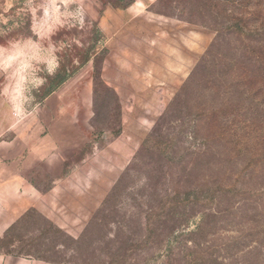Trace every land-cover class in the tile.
<instances>
[{
  "label": "rangeland",
  "instance_id": "obj_1",
  "mask_svg": "<svg viewBox=\"0 0 264 264\" xmlns=\"http://www.w3.org/2000/svg\"><path fill=\"white\" fill-rule=\"evenodd\" d=\"M261 56L264 0H0V264H264Z\"/></svg>",
  "mask_w": 264,
  "mask_h": 264
},
{
  "label": "trees",
  "instance_id": "obj_2",
  "mask_svg": "<svg viewBox=\"0 0 264 264\" xmlns=\"http://www.w3.org/2000/svg\"><path fill=\"white\" fill-rule=\"evenodd\" d=\"M260 58H261V61H262L261 63H262L263 69H264V57L261 56ZM191 243H192V241H191ZM197 257L198 256L195 257L193 264H201V263L204 264V262H205L204 258H202V257L197 258Z\"/></svg>",
  "mask_w": 264,
  "mask_h": 264
}]
</instances>
